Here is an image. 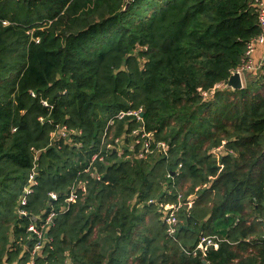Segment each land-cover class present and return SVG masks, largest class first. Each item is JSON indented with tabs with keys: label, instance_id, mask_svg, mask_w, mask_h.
Masks as SVG:
<instances>
[{
	"label": "trees",
	"instance_id": "1",
	"mask_svg": "<svg viewBox=\"0 0 264 264\" xmlns=\"http://www.w3.org/2000/svg\"><path fill=\"white\" fill-rule=\"evenodd\" d=\"M259 34L252 0H0V264L49 212L35 264H264V64L224 89Z\"/></svg>",
	"mask_w": 264,
	"mask_h": 264
},
{
	"label": "built area",
	"instance_id": "2",
	"mask_svg": "<svg viewBox=\"0 0 264 264\" xmlns=\"http://www.w3.org/2000/svg\"><path fill=\"white\" fill-rule=\"evenodd\" d=\"M254 4L257 6L258 9V24L260 28V34L253 38L247 46V50L244 54L242 64L233 72H239L242 76V79H244V76L247 73H253L260 69L261 65L264 64V58L262 62L255 63L252 59V55L256 51L257 48L262 47L264 48V0H252ZM232 72V73H233ZM32 97H36V94L34 92L31 93ZM40 103L46 108H52L49 103L45 100L40 98ZM126 116L134 117L137 122L139 123V127L133 130L132 134L136 137H141L143 139V152L140 154V156L145 157L146 155L150 154L151 148H150V138L152 135L145 131L142 121V109L136 110V111H128V112H120L116 118L122 119ZM44 123L43 120H40ZM112 124V120L108 122V125ZM70 132H66V128L62 127L58 130L59 137L62 138H68ZM54 137V135H52ZM158 148L166 152V144L165 143H158ZM217 152H220V148L216 150ZM217 154V153H216ZM96 156H93L91 163L96 159ZM85 171H88L85 170ZM35 183V173L32 170V172L29 175V178L27 180V184L25 185L23 189V195L21 196L19 200L20 206H25L26 204V196L32 192V185ZM80 190L82 193L85 192V186L84 184L79 183L76 187H72L68 194L66 195L64 199V203L68 206L71 203H74L77 199V191ZM51 201L57 200V195L55 193L49 194ZM181 194L178 195V204H169V205H161V208L163 209V212L165 213V223L167 226V234L171 238H175L177 226L179 224V221L176 217V214L178 210L181 207L180 203ZM67 208H65L66 210ZM23 216H26V213L21 211L20 212ZM54 218V213L49 212L48 215L40 219L37 224H30L27 228V232L29 233V240H31L30 243H32V248L29 253V257L25 264H35V259L38 258L41 254V250L44 248L46 244L50 242V239L46 236L47 230L52 226V221ZM219 243H221V240L216 236H205L201 237L196 246L194 248L190 249H184L185 253L188 255L196 256L201 255L204 257L208 250L211 249H217Z\"/></svg>",
	"mask_w": 264,
	"mask_h": 264
},
{
	"label": "water",
	"instance_id": "3",
	"mask_svg": "<svg viewBox=\"0 0 264 264\" xmlns=\"http://www.w3.org/2000/svg\"><path fill=\"white\" fill-rule=\"evenodd\" d=\"M243 88V79H242V76L239 72H233L225 86H224V89H232V90H239V89H242ZM31 240H29L28 242V245L30 244Z\"/></svg>",
	"mask_w": 264,
	"mask_h": 264
},
{
	"label": "crops",
	"instance_id": "4",
	"mask_svg": "<svg viewBox=\"0 0 264 264\" xmlns=\"http://www.w3.org/2000/svg\"><path fill=\"white\" fill-rule=\"evenodd\" d=\"M263 58H264V48L259 47L256 49V51L252 55V59L255 63H257V62H262ZM243 85H244V80H243ZM166 205H169V204H166Z\"/></svg>",
	"mask_w": 264,
	"mask_h": 264
},
{
	"label": "rangeland",
	"instance_id": "5",
	"mask_svg": "<svg viewBox=\"0 0 264 264\" xmlns=\"http://www.w3.org/2000/svg\"><path fill=\"white\" fill-rule=\"evenodd\" d=\"M163 206V205H162ZM161 208V207H160ZM162 209V208H161ZM163 210V209H162Z\"/></svg>",
	"mask_w": 264,
	"mask_h": 264
}]
</instances>
